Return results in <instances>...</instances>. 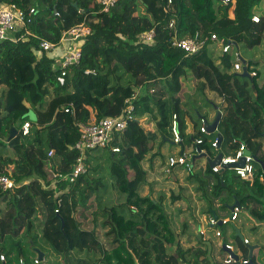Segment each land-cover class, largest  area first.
Segmentation results:
<instances>
[{"label": "trees", "instance_id": "16d2710c", "mask_svg": "<svg viewBox=\"0 0 264 264\" xmlns=\"http://www.w3.org/2000/svg\"><path fill=\"white\" fill-rule=\"evenodd\" d=\"M1 4L33 7L35 13L18 30L22 39L0 42V86L14 93V102L9 99L2 113L0 103V175L16 183L12 189L0 187V264H89L96 262V251L101 264H212L206 242L186 249L176 244L161 201L138 191L140 163L156 145L141 117L155 122L160 145L173 142L174 114L182 143L193 144L192 150L229 155L236 141H243L255 158L251 180L240 179L232 169L213 172L208 164L190 171L189 178L206 201L207 215L230 217L231 205L238 203L237 216L247 213L264 222V179L258 163H264V81L259 82V71L251 68L258 61L246 60L249 72L256 71L246 78L231 71V52L214 58L208 50L211 32L237 47L264 44V0H117L108 11L92 0H0ZM81 22L90 33L79 64L69 68L60 84L54 49L39 55L35 48L41 39L58 46L62 32ZM151 29L153 39L140 40ZM196 33L207 39L198 52L188 55L172 45L173 36ZM188 71L195 80L192 103L171 86H180V76ZM209 91L221 100H210ZM130 98L134 118L124 131L114 133L109 147L86 151V172L70 182L78 124L89 119L86 106L94 108L98 120L118 115ZM213 104L222 113L217 150L211 146L215 133L202 136L200 144L194 142L199 116L208 119L215 112ZM205 107L208 114L202 113ZM187 114L194 120L191 134L186 132ZM25 121L30 128L22 135L19 129ZM12 128L17 134L9 138ZM50 149L52 156L47 155ZM97 226L106 229L109 247L101 245ZM219 228L224 242L229 241L227 228L239 239L233 222ZM172 246L174 251H169ZM241 249V258L248 259L246 243Z\"/></svg>", "mask_w": 264, "mask_h": 264}, {"label": "built area", "instance_id": "2783aa9c", "mask_svg": "<svg viewBox=\"0 0 264 264\" xmlns=\"http://www.w3.org/2000/svg\"><path fill=\"white\" fill-rule=\"evenodd\" d=\"M93 5H99L101 11H108L113 7L117 0H92ZM229 1V0H225ZM168 3H171V0H168ZM35 9L33 7L28 10L18 8L15 4L0 5V42L6 39L17 41L22 39L23 35L18 36V30L24 28L26 24L31 20V17L34 15ZM58 15V12H55ZM253 21H258L259 18L257 15L252 17ZM174 20L169 22V27H173ZM90 33V28L84 22L78 23L69 29H66L62 32V35L59 40L58 46H54L48 40L41 39L39 42L38 48H35L36 54H40L42 51H50L57 48H62V53L55 57L56 59V68L59 70V75L57 80L60 84L65 82V77L68 73L70 67L79 64L81 58V49L82 44L85 41V37ZM154 30L151 29L147 32H143L140 35V40L145 42L151 41L154 36ZM206 38L198 36L196 33L194 36L180 38L178 39L175 36L172 37V45L182 48L186 54H194L201 50L206 44ZM209 41L212 45H219L221 47V53L231 52L234 54L235 60L232 63V71L242 72L243 66L247 62L243 63L242 56L238 52V47L234 45L231 39L226 37H221L216 34V32H211L209 36ZM248 70V68H247ZM248 73L250 76H254L256 71H251ZM152 90V89H151ZM125 106L122 108L121 112L116 116H104L95 120L93 122L79 123L80 136L73 148L77 151V156L75 162L72 164V170L67 175L70 182L76 183L80 176L86 172V165L84 163L85 153L88 150L94 148H106L109 147V142L113 138L115 132L121 133L125 130L126 125L130 119L134 118V105L132 104V99H127ZM65 111H68L65 108ZM204 118H200L199 123V137L194 139L195 144H200L202 142V136L206 135L208 132L204 127ZM30 124L29 121H25L19 132L22 135H26L29 132ZM171 132L173 135L174 143H181L182 138L179 135V131L176 123V115L172 116V125ZM264 137V136H263ZM237 147L235 151L229 155L223 153L220 162L218 165L210 167L213 172H220L223 168V164H234L229 169H232L235 174L242 180H251L254 177V156L247 152V146L243 141H236ZM211 146L217 150L219 147V142L217 137L211 142ZM113 152H118L119 147H110ZM205 153V155L211 159L214 156H209L205 150L195 148L192 151H182L181 153L175 154L174 156H169L167 158L166 164L163 168L164 173H170L172 170L177 168L186 169L189 172L193 170L195 165V157L199 153ZM48 156L53 155V149H50L47 152ZM242 163V164H240ZM260 179H264V173L259 175ZM25 183V182H23ZM16 183L10 177L6 175H0V187L3 190L12 189ZM54 186V182L51 183ZM239 209L235 207L232 210L230 217L218 218L212 215H208L206 220L207 229L211 231L213 237L217 239L216 246H218L224 253V257L220 258L218 262H212V264H229V263H246L248 259H242L239 257L236 252H234L231 242H224L222 238V233L219 228L220 225L228 222H232L237 218ZM221 221V224L218 222ZM201 233L205 234V230L201 227ZM205 239V237H204ZM221 239V241L219 240ZM244 243H248V239L244 238ZM234 254L237 255L235 259ZM0 259H4L3 255H0ZM38 262L36 258L34 260Z\"/></svg>", "mask_w": 264, "mask_h": 264}, {"label": "rangeland", "instance_id": "374dc122", "mask_svg": "<svg viewBox=\"0 0 264 264\" xmlns=\"http://www.w3.org/2000/svg\"><path fill=\"white\" fill-rule=\"evenodd\" d=\"M208 50L214 58L221 55V47L218 44L210 45ZM238 52L244 60L253 59L258 61L257 64L252 65L251 68L255 67L259 71L260 75L258 81H264V44L262 43L251 48L239 45ZM234 60L235 56L233 54L231 55V62L233 63ZM54 65L56 66V64ZM194 84L195 80L192 78L190 71H188L184 75L180 76V86L174 87V84H171V86L175 88L176 91H179L180 89L181 96H183V94L185 95V102L186 100H189L190 103H192L195 97H193L194 94H192L191 88ZM208 93H210V91ZM13 94L12 90L6 86H0V103L2 102L1 104L3 108L1 109V113L4 111V108L8 106L9 99L13 100ZM2 96H4V101ZM209 99L215 100L216 102L221 100L215 95L214 98ZM13 102L14 100L11 103ZM206 110L207 107L202 109V113L208 114ZM188 112L192 116V111L188 110ZM214 114L215 112H210L208 118H212ZM190 115H186L187 123H192L193 126L194 120ZM140 119H143L142 122L144 123L145 128H148L151 135H154V140L157 142L155 150L149 152L140 163L141 173L140 179L138 180L139 193L141 195L149 194L161 201L168 217L170 227L175 235L176 244L178 243L179 246L186 249L189 247L194 248L198 244L206 242V246L211 248L210 252L212 262L220 261V258L224 257L225 254L221 252L222 250L218 246H216V243L218 242L217 239H215L211 231L207 229L206 220L208 215L203 212V209L206 206V201L202 198L201 193L196 190L197 184L189 178V171L186 169L178 168L172 170L170 173L163 172L167 158L178 154L175 153L176 147L175 145L166 142L161 147L159 137L160 134L158 133L155 122L153 120H150L149 122L147 118L145 119L141 117ZM204 158V156H199L195 159L196 162L193 167L194 171L198 170V168L206 167L204 164L206 161H204V163L202 162ZM134 176H132V178ZM105 181L110 183L106 178ZM3 206L4 203L0 202V208ZM234 225L240 228L241 233L248 239L249 244L258 245V247L254 248L252 252L253 262L255 264H264V222L256 221L247 213H239V216H237V219L234 221ZM201 227L205 230V234L201 233ZM105 231V228H101L99 226L96 227V236L104 248L109 247L110 241V239L106 237ZM231 232L232 231L227 228V239L231 242L234 252H236L239 257H242L244 255L241 249L242 242L240 239L232 238L230 236ZM219 240L221 241V239ZM174 249L175 246L169 247V251H174ZM248 254L249 252L247 251V257ZM82 256L85 255L82 254ZM95 256L96 262L89 264H101L99 262L100 254L98 251H96Z\"/></svg>", "mask_w": 264, "mask_h": 264}, {"label": "water", "instance_id": "95a60500", "mask_svg": "<svg viewBox=\"0 0 264 264\" xmlns=\"http://www.w3.org/2000/svg\"><path fill=\"white\" fill-rule=\"evenodd\" d=\"M242 61H243V63H245L246 60H244L242 58ZM239 74L242 77L250 78V75L248 73V70H247L246 65L243 66V70ZM212 106L215 109V114H214V116H213V118L211 120H208V119L204 118L202 115L199 116V117L205 119V121H204V127H205V129L207 130L208 133H215L216 134V137H217V140L220 143L221 140H222V135L218 131V124H219V121L221 119L222 113H221V110L218 108V106L216 104H213ZM31 117H33V115H31ZM16 134H17V130L15 128H12L10 130V133H9V138L14 137ZM197 150L199 151V148H197ZM222 155H223L222 152H218L217 155L213 159L207 157V163H208L209 167H213L215 165H218L219 162H220V159H221ZM197 156H206V155H205V153L201 152V153L197 154ZM258 163L260 164L261 169H262V171L264 173V163L263 162H260V161ZM240 164H242V163H240ZM233 165L234 164H230V163L223 164L222 165V168L223 169H229ZM235 207H237L239 209L238 203H235V204L231 205L230 210H233ZM212 214H213L214 217H216L215 213L212 212ZM218 224H221V221H219ZM234 235L237 236L242 242L244 241V238L245 237L241 233L240 229L238 227H236V226H234ZM246 246L248 247V252H249V254H248V261L246 263H238V264H254L253 261H252V251L258 245L257 244H249V243H246ZM38 255H39V258L41 259V257H42L41 256V252L38 251ZM234 257H235V259L238 258L236 254H234Z\"/></svg>", "mask_w": 264, "mask_h": 264}, {"label": "crops", "instance_id": "0c3cea01", "mask_svg": "<svg viewBox=\"0 0 264 264\" xmlns=\"http://www.w3.org/2000/svg\"><path fill=\"white\" fill-rule=\"evenodd\" d=\"M62 48H55L54 49V53H55V55L57 56V55H60L61 53H62ZM209 95H211V96H209ZM208 97L209 98H214V94H212L211 92L210 93H208ZM87 107V109H88V111H89V119H88V121L87 122H93V121H95L96 119H97V115L95 114V110H94V108H92V107H90V106H86ZM33 115V114H32ZM214 116V115H213ZM213 116H212V118H213ZM142 118H145L146 119V117H142ZM212 118H208V120H211ZM143 121V119H140V122H142ZM188 125H187V128H186V132L187 133H189V134H191V133H193V129H191V128H193L192 127V123H187ZM190 124V125H189ZM147 130H148V128H147ZM155 143L157 142L156 140L154 141ZM166 143H170V144H172V145H175V147H176V150H175V153H180L182 150H184V151H187V150H189V151H191V148L193 147V144H189V145H187V144H183L182 143V141H181V143H174V142H170V141H167ZM162 145L163 144H161V147H162ZM156 146V145H155ZM155 146H154V148H153V150H151L150 152H152V151H154L155 150ZM197 157H199V156H196L195 157V159L197 158ZM205 158H204V160L202 161L203 163H204V161H206L207 162V156H204ZM195 162V161H194ZM204 163L205 164V166H206V164L207 163ZM178 169V168H177ZM238 227V226H237ZM240 229V228H239ZM241 231V230H240ZM243 257V256H242Z\"/></svg>", "mask_w": 264, "mask_h": 264}, {"label": "clouds", "instance_id": "9594fccd", "mask_svg": "<svg viewBox=\"0 0 264 264\" xmlns=\"http://www.w3.org/2000/svg\"><path fill=\"white\" fill-rule=\"evenodd\" d=\"M196 156H197V155H196ZM236 219H237V218H236ZM236 219H235V220H236ZM235 220H234V221H235ZM234 221H232V222L234 223ZM234 226H235V225H234Z\"/></svg>", "mask_w": 264, "mask_h": 264}]
</instances>
